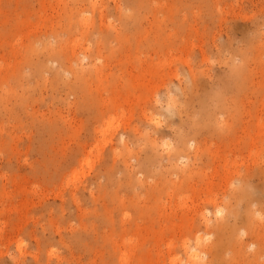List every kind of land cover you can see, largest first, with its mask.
Here are the masks:
<instances>
[{"label":"rangeland","instance_id":"1","mask_svg":"<svg viewBox=\"0 0 264 264\" xmlns=\"http://www.w3.org/2000/svg\"><path fill=\"white\" fill-rule=\"evenodd\" d=\"M196 234L264 264V0H0V264H186Z\"/></svg>","mask_w":264,"mask_h":264},{"label":"bare ground","instance_id":"2","mask_svg":"<svg viewBox=\"0 0 264 264\" xmlns=\"http://www.w3.org/2000/svg\"><path fill=\"white\" fill-rule=\"evenodd\" d=\"M252 45H253V43H252ZM256 46V45H255ZM247 53H246V56H244L243 57V60H240V61H242L241 63H238V64H236V65H234L233 67H232V69H231V71L228 73V77H233V79H231V78H229L228 79V77H227V79L228 80H230V82H233V80H234V83H231L230 85H232V84H234L235 86H236V89H235V91L237 90V92H238V89H240V88H242L243 87V85L245 84V81L248 79V74L246 73V71L244 72V70H245V67H244V62H247V59H248V57H247ZM96 57H94L93 58V60L95 59ZM98 60V59H97ZM97 69V68H96ZM95 69V70H96ZM97 71V70H96ZM245 73L247 74V77H246V75H245ZM244 79H246V80H244ZM225 80V79H224ZM227 80V81H228ZM243 80H244V84H243ZM247 82V81H246ZM221 85H223L222 84V82H221ZM224 85H225V83H224ZM224 85L223 86H221V87H224ZM230 88H234V86L232 87V86H229ZM225 88V87H224ZM228 87H226V89H227ZM225 89V90H226ZM231 89V90H232ZM231 90H227V92L229 91V92H232ZM240 91H242L241 89H240ZM239 91V92H240ZM226 92V91H225ZM235 95V94H234ZM224 96V94H223V92L222 93H219V94H216V96H215V105H213V107H214V109L215 108H219V101H220V97H223ZM213 103V104H214ZM167 105H169V106H172V105H174V100H172V99H168L167 100ZM209 106V105H208ZM211 106V105H210ZM212 108V107H211ZM208 109H210V108H208ZM213 109V113H214V111L216 110H214ZM218 110V109H217ZM203 113H205L206 115H207V111H203ZM212 113V114H213ZM205 114H203V115H205ZM210 114H211V112H210ZM200 115H201V112H200ZM203 115H202V117H203ZM205 115V116H206ZM199 116V115H198ZM209 117L210 116H206L205 117V120L207 119H209ZM201 118V117H200ZM204 118V117H203ZM213 118V117H212ZM196 120V119H195ZM200 120V119H199ZM194 121V120H193ZM203 121V120H202ZM211 121V120H210ZM195 122V121H194ZM200 122V124L202 123L201 122V120L199 121ZM205 122V121H204ZM198 123V122H197ZM207 123V122H206ZM208 123H210V122H208ZM194 124V123H193ZM204 124V123H203ZM201 126V125H200ZM199 126V127H200ZM204 126V125H203ZM203 126H202V128H203ZM208 126H210V125H208ZM211 126H212V124H211ZM195 128V127H194ZM194 128H191V129H194ZM201 128V127H200ZM204 128H205V126H204ZM207 128H209V127H207ZM197 129V128H196ZM196 129H195V131H196ZM106 130H103V132H105ZM215 131H217V130H215ZM220 131H221V129H220ZM219 131V132H220ZM181 131H179V135H180V137H181V139H180V145L181 146H184V145H186L187 144V141L189 140V139H187L186 138V135H181L182 133H180ZM199 132H200V130H199ZM195 133V132H194ZM201 133V132H200ZM218 133V132H217ZM197 135H199V133L197 134ZM188 136H189V134H188ZM193 136H195V134L193 135ZM195 137H197V136H195ZM192 138V137H191ZM152 154V153H151ZM149 155V154H148ZM150 157V156H149ZM182 158H183V156H181ZM154 159V158H153ZM147 161H149L148 159H147ZM153 162H155L154 160H152ZM151 161V162H152ZM153 162H152V164H153ZM145 163V162H144ZM147 163V162H146ZM145 163V164H146ZM145 164H143V165H145ZM149 165L151 164L150 162L148 163ZM155 164V163H154ZM143 165H141V167L143 166ZM146 166H148V165H146ZM153 166V165H152ZM140 167V166H139ZM144 167V166H143ZM146 167H144V169H145ZM146 170V169H145ZM141 171H142V169H141ZM183 178L184 177H186L185 175H183L182 176ZM130 179V178H129ZM144 181L146 182V180L144 179ZM129 182V181H128ZM145 185H146V183H145ZM157 185V184H156ZM150 187H153V186H150ZM173 187H175V185L173 186ZM149 188V187H148ZM154 188H157V186H155ZM237 192V191H236ZM231 195V194H230ZM253 198V197H252ZM244 199V198H243ZM243 199H242V201H243ZM209 201H210V203H214L215 201L212 199V198H210L209 199ZM212 201V202H211ZM219 203V202H218ZM215 204L216 203H214V206H215ZM237 207V206H236ZM218 208V207H217ZM235 208V207H234ZM234 208H233V210H234ZM220 209V208H219ZM238 210V212H239V209H237ZM250 210V209H249ZM217 210H215L214 212H216ZM220 211V210H219ZM219 211H218V213H219ZM233 212V211H232ZM235 212V211H234ZM215 214V213H214ZM228 215V214H227ZM234 216H235V214H233ZM215 216V215H214ZM204 217V216H203ZM210 217V216H209ZM205 218V217H204ZM203 218V220H205ZM223 217H221L220 218V220H223L222 219ZM211 219V217L209 218V221H211L210 220ZM215 219H216V216H215ZM242 219H244V218H242ZM202 220V221H203ZM219 220V219H218ZM219 220V221H220ZM214 221V220H213ZM212 222V221H211ZM210 222V223H211ZM221 222V221H220ZM254 222V221H253ZM256 222V221H255ZM259 222H260V220H259ZM216 223V227L217 228H219L220 226V224H225V223H219L218 221H216L215 222ZM204 224H206V225H208V221H205V223ZM213 224V223H212ZM212 224H210V226L212 225ZM123 225V224H122ZM121 225V226H122ZM214 225V224H213ZM212 225V226H213ZM248 225V223H247V221H246V226ZM223 226V225H222ZM249 227V226H248ZM205 228H208V227H205ZM234 231H236V230H234ZM245 232V231H244ZM246 233V232H245ZM236 235L237 234H235V238H237L236 237ZM242 235V234H241ZM233 236V235H232ZM238 236V235H237ZM203 236H200V235H198V234H196L195 236H194V243H193V245H192V247H189L188 248V245H186L185 247H184V249H185V251H186V253L188 254L187 256H188V258L189 259H187V262H186V264H199V263H202V262H200L201 260H196V259H193L195 256H197L199 259L201 258L200 257V253H203V248H205L204 246H206V245H204L203 244V242H202V239L204 238H202ZM220 240H222V239H216L215 241L216 242H213L212 244H210V246H209V248L207 249L206 248V250H209V252H212V251H215V257L214 258H212V260H211V262L212 263H210V264H216V261L215 260H218L219 259V255H220V251H218L217 249H216V247L217 246H220L221 244V241ZM80 241V240H79ZM186 242V241H185ZM220 242V243H219ZM77 243H78V241H77ZM187 243V242H186ZM184 246V245H183ZM222 247H220L219 248V250L221 249ZM263 249H264V247H262ZM198 250V251H197ZM205 251V250H204ZM205 253V252H204ZM247 254V253H246ZM244 255V254H243ZM212 257H213V255H212ZM213 261H214V263H213ZM220 262H221V260H219ZM228 262H229V264H232V262H233V260H232V258H229L228 260H227ZM239 262V261H238ZM218 263V262H217ZM223 263V262H222ZM221 263V264H222ZM185 264V263H184ZM240 264V263H239Z\"/></svg>","mask_w":264,"mask_h":264}]
</instances>
